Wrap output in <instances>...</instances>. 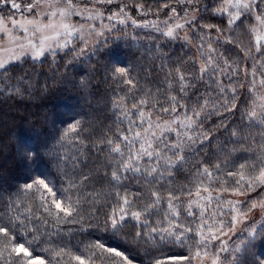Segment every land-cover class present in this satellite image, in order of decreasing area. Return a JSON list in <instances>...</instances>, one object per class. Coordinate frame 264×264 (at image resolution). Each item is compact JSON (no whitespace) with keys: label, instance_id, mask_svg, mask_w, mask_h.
<instances>
[{"label":"snow or ice","instance_id":"snow-or-ice-1","mask_svg":"<svg viewBox=\"0 0 264 264\" xmlns=\"http://www.w3.org/2000/svg\"><path fill=\"white\" fill-rule=\"evenodd\" d=\"M140 28L161 61L143 82L107 47ZM166 43L189 51L173 60ZM89 47L111 95L99 115L53 113L17 136L0 264H264V0H0L9 95L14 65L59 71L58 53L67 65ZM91 80L73 87L91 95Z\"/></svg>","mask_w":264,"mask_h":264},{"label":"trees","instance_id":"trees-1","mask_svg":"<svg viewBox=\"0 0 264 264\" xmlns=\"http://www.w3.org/2000/svg\"><path fill=\"white\" fill-rule=\"evenodd\" d=\"M148 2L152 3V0ZM127 31L131 35L133 29L129 27ZM135 34L141 38L138 42L126 44L123 39L116 41L109 37L107 47L121 53L126 63L134 65L140 72L143 82L147 69L161 62L157 58L159 52L155 47L157 34L144 28L135 29ZM149 36L153 38L151 41L148 39ZM161 43H164L162 38ZM163 51H170L174 60L189 50L182 49L179 43H166ZM70 55L71 53L68 56L58 53L59 71L49 67L50 57L43 64L36 63L31 68L27 64H16L12 69L15 73L12 79V94L9 95L0 87V182L3 180L12 184L23 182V172L16 160L17 136L25 133L33 125L46 126L45 117L51 118L53 113L67 115L75 110L99 115L96 110L104 107L99 103V97L107 98L111 95L109 85L102 82L104 72L101 61L92 54L91 47L79 60L65 65ZM25 69L29 73L28 83L18 79ZM85 73L92 76L88 90L91 95L82 92L78 87H73V83L78 82L80 76ZM151 75L155 76L156 73L153 72ZM16 87L25 89L24 94L17 95ZM258 251L264 254V245H261Z\"/></svg>","mask_w":264,"mask_h":264},{"label":"rangeland","instance_id":"rangeland-1","mask_svg":"<svg viewBox=\"0 0 264 264\" xmlns=\"http://www.w3.org/2000/svg\"><path fill=\"white\" fill-rule=\"evenodd\" d=\"M90 48V47H89Z\"/></svg>","mask_w":264,"mask_h":264}]
</instances>
